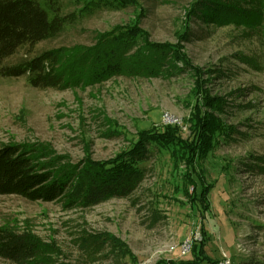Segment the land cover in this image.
<instances>
[{
	"label": "rangeland",
	"instance_id": "obj_1",
	"mask_svg": "<svg viewBox=\"0 0 264 264\" xmlns=\"http://www.w3.org/2000/svg\"><path fill=\"white\" fill-rule=\"evenodd\" d=\"M86 1L63 0L65 30L20 48L6 63L52 47L91 44L97 32L140 20L151 40L175 43L182 37L192 68L169 77L119 76L66 89L37 88L24 76L0 75V143L39 142L76 166L109 162L143 138L156 134L159 140L167 123H178L175 132L192 140L197 100L221 97L227 102L222 116L206 104L202 112L221 117L230 134L219 132L202 157L193 143L190 158L197 180L212 186L211 210L204 218L196 209L200 202L188 196L194 187L187 155L179 160L149 140L151 155L139 162L143 182L129 196L67 208L61 200L0 195V227L42 240V253L26 264L180 262L191 257L194 242L206 238L204 251L213 259L264 264V69L257 70L256 62L260 54L264 59V42L234 24L207 29L190 20L193 0H138L136 8L96 12L88 11ZM0 264L16 263L0 257Z\"/></svg>",
	"mask_w": 264,
	"mask_h": 264
},
{
	"label": "trees",
	"instance_id": "obj_2",
	"mask_svg": "<svg viewBox=\"0 0 264 264\" xmlns=\"http://www.w3.org/2000/svg\"><path fill=\"white\" fill-rule=\"evenodd\" d=\"M84 6L88 11L96 12L136 8L139 2L87 0ZM63 7V0H0V75L24 76L29 85L37 88L66 89L119 76L169 77L183 68H192L182 49V37L175 43L151 40L140 20L119 23L107 31L97 32L91 44L52 47L6 63L20 48L33 47L60 35L69 24V15L62 14ZM187 11V18L204 24L207 29L234 24L255 32L257 39L264 42V0H193ZM185 39L190 38L186 36ZM258 56L257 70H262L264 59L261 54ZM226 103L221 97L212 102L197 100L199 110L191 117L197 134L192 140L185 141L175 132L180 130L178 123H167L164 132L159 130L157 133L159 140L156 134L149 139L143 138L131 150L109 162L87 161L76 166L39 142L0 143V195H18L44 202L61 200L67 208L91 207L113 197H127L143 182L145 168L139 162L149 159L151 150L146 144L154 140L161 149L170 150L173 157L180 156L179 160H184V154L187 155V176L194 187L188 196L192 201L200 202L201 206L196 209L207 218L211 210L208 198L212 186L197 180L195 164L190 158L196 148L193 143H198L202 157L208 154L210 145L216 144L219 132L230 134L231 129L224 130L219 122L221 117H215L214 113L206 116L202 112L203 104H206L214 112L218 108L220 114L225 111ZM206 240L193 243L190 258L159 264H220L225 257L219 260L207 255L204 251ZM43 245L40 238L29 232L0 227V257L12 263L32 261L42 253Z\"/></svg>",
	"mask_w": 264,
	"mask_h": 264
},
{
	"label": "built area",
	"instance_id": "obj_3",
	"mask_svg": "<svg viewBox=\"0 0 264 264\" xmlns=\"http://www.w3.org/2000/svg\"><path fill=\"white\" fill-rule=\"evenodd\" d=\"M220 264H231V262L228 259H224L220 262Z\"/></svg>",
	"mask_w": 264,
	"mask_h": 264
}]
</instances>
